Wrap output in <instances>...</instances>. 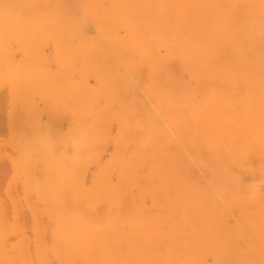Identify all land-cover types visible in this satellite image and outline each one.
<instances>
[{
    "label": "bare ground",
    "instance_id": "1",
    "mask_svg": "<svg viewBox=\"0 0 264 264\" xmlns=\"http://www.w3.org/2000/svg\"><path fill=\"white\" fill-rule=\"evenodd\" d=\"M0 90V264H264V0H0Z\"/></svg>",
    "mask_w": 264,
    "mask_h": 264
},
{
    "label": "rangeland",
    "instance_id": "2",
    "mask_svg": "<svg viewBox=\"0 0 264 264\" xmlns=\"http://www.w3.org/2000/svg\"><path fill=\"white\" fill-rule=\"evenodd\" d=\"M2 92V90H0ZM3 94V93H2ZM2 130V128L0 127V131ZM4 130H2V132H0V134L3 135V137H5L6 135H4L5 132H3ZM11 174V167H10V162L9 159H2L0 160V195H2V197H5V188H6V184L8 182V178H10ZM19 192V189H18ZM21 192V191H20ZM26 213L28 214L27 210ZM26 214V216H27ZM30 230V228H29Z\"/></svg>",
    "mask_w": 264,
    "mask_h": 264
}]
</instances>
